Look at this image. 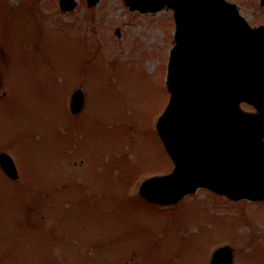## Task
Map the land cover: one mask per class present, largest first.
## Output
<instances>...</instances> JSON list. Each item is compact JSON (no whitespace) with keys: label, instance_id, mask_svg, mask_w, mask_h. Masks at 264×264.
Instances as JSON below:
<instances>
[{"label":"rangeland","instance_id":"374dc122","mask_svg":"<svg viewBox=\"0 0 264 264\" xmlns=\"http://www.w3.org/2000/svg\"><path fill=\"white\" fill-rule=\"evenodd\" d=\"M76 1L61 13L58 0H0V152L19 174L0 172V264H208L223 245L234 264H264V201L136 197L173 169L156 133L172 11ZM227 1L264 26L259 0ZM75 89L85 104L71 115Z\"/></svg>","mask_w":264,"mask_h":264},{"label":"water","instance_id":"95a60500","mask_svg":"<svg viewBox=\"0 0 264 264\" xmlns=\"http://www.w3.org/2000/svg\"><path fill=\"white\" fill-rule=\"evenodd\" d=\"M131 10L174 12V47L166 88L169 102L156 123L170 156L171 174L144 181L138 194L168 206L198 188L230 199L264 200V30L252 29L225 0H124ZM97 0H88L93 5ZM264 2V1H263ZM62 11L74 0H60ZM242 103L255 113L244 112ZM84 96L75 91L69 108L77 114ZM11 179V158L0 154ZM232 249H216L209 264H232Z\"/></svg>","mask_w":264,"mask_h":264}]
</instances>
